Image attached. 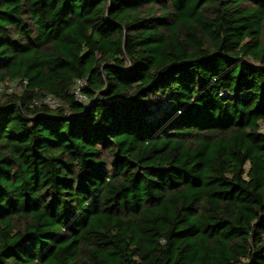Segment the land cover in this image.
Segmentation results:
<instances>
[{
	"label": "trees",
	"instance_id": "1",
	"mask_svg": "<svg viewBox=\"0 0 264 264\" xmlns=\"http://www.w3.org/2000/svg\"><path fill=\"white\" fill-rule=\"evenodd\" d=\"M0 264H264V0H0Z\"/></svg>",
	"mask_w": 264,
	"mask_h": 264
},
{
	"label": "built area",
	"instance_id": "2",
	"mask_svg": "<svg viewBox=\"0 0 264 264\" xmlns=\"http://www.w3.org/2000/svg\"><path fill=\"white\" fill-rule=\"evenodd\" d=\"M83 83H84L83 80H79L77 82L76 90H75L76 98L80 102L86 100V97L81 92V87H82ZM44 102L49 104V105H51V106H54V107L60 105V102L58 100H56V99H54L53 97H50V96L45 98Z\"/></svg>",
	"mask_w": 264,
	"mask_h": 264
}]
</instances>
